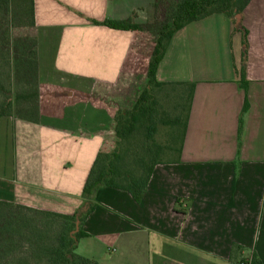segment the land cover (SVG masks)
Returning a JSON list of instances; mask_svg holds the SVG:
<instances>
[{"label": "crops", "instance_id": "crops-1", "mask_svg": "<svg viewBox=\"0 0 264 264\" xmlns=\"http://www.w3.org/2000/svg\"><path fill=\"white\" fill-rule=\"evenodd\" d=\"M153 15L154 0H34L39 109L36 119L0 114V201L64 215L83 205L105 173L117 111L147 84L155 34L170 29L156 30ZM235 19L213 14L167 39L156 80L194 85L177 161L154 167L139 202L99 188L80 256L238 264L255 254L264 264V0Z\"/></svg>", "mask_w": 264, "mask_h": 264}, {"label": "trees", "instance_id": "trees-1", "mask_svg": "<svg viewBox=\"0 0 264 264\" xmlns=\"http://www.w3.org/2000/svg\"><path fill=\"white\" fill-rule=\"evenodd\" d=\"M10 0H0V10L8 7ZM160 0H154V6L158 8ZM250 0H177L173 5L167 6L165 16L170 23V29L159 34L153 49L147 70V84L138 96L136 102L130 109H119L115 116V148L110 154L105 165L104 175L91 185L88 198L73 215H64L48 211H39L26 206H15L19 209L42 214L61 221L59 230L53 240L41 247L30 241V249L42 250V261L44 264H98L96 261L80 256L77 252V244L80 239L87 236L82 226L88 214L94 209L95 203L91 198L101 187H109L129 193L132 198L139 202L148 185L149 178L154 167L164 163L165 157L179 156L183 136L186 130L187 118L190 110L193 84L182 83H161L155 78L158 63L161 61L167 39L178 29L186 24L203 19L213 14H225L230 18L240 15ZM27 8L28 25L34 28V0H22ZM22 5H19L21 7ZM14 12V11H13ZM1 19V18H0ZM112 25L129 24L127 21H106ZM235 23V22H234ZM239 22H236V25ZM1 27V24H0ZM8 41L9 35H5ZM4 39L0 35V44ZM242 56L239 66L240 86L246 88V54H247V32L242 34ZM32 49L38 68L36 40L32 39ZM180 87L181 92L175 98L176 101L185 100L187 104L178 103L171 110L170 114L157 106L156 99L152 93L155 89L164 87ZM181 104V105H180ZM8 105L0 104V114H11L3 108ZM183 107V109H182ZM247 109L245 100L240 118L239 128L243 122V115ZM177 110H179L177 112ZM37 111L34 119H36ZM29 118V117H28ZM166 138L163 142L158 141L159 134ZM174 154V155H173ZM166 162V163H171ZM12 204L0 201V206H11ZM38 252V251H37ZM15 264V263H14ZM238 264H262L258 257L253 254L251 257L242 259Z\"/></svg>", "mask_w": 264, "mask_h": 264}, {"label": "rangeland", "instance_id": "rangeland-1", "mask_svg": "<svg viewBox=\"0 0 264 264\" xmlns=\"http://www.w3.org/2000/svg\"><path fill=\"white\" fill-rule=\"evenodd\" d=\"M176 1L160 0L158 8L154 6L156 30L160 26L170 25L164 11ZM0 18V35L4 39L3 45L2 42L0 44V104L3 102L4 105H8L3 110L15 117L34 118L39 109L40 70L36 68V59H33L32 39L35 38L33 28L28 25L27 8L22 4V0H10L8 7L0 10ZM232 19L235 22L236 19ZM157 32L155 35L158 37ZM6 34L9 35L7 42H5ZM44 75L51 77L47 71ZM180 89V87L168 86L153 90L157 106L167 114H170L178 103L184 104L185 107L187 104L185 100L175 99L181 92ZM164 138L166 136L161 133L158 141L163 142ZM115 145L114 143L107 152V160L114 151ZM174 157H165L163 162H171L173 159L170 158ZM7 203L12 205L0 206V264H44L42 250H37L38 252L32 250L33 248L30 249L28 244L30 241L41 247L49 244L59 230L61 221L19 209L15 203Z\"/></svg>", "mask_w": 264, "mask_h": 264}]
</instances>
